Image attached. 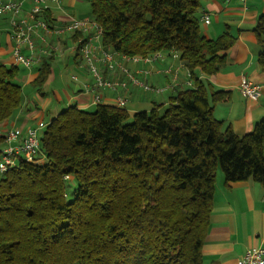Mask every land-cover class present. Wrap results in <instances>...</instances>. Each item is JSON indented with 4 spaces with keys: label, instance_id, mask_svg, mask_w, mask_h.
I'll list each match as a JSON object with an SVG mask.
<instances>
[{
    "label": "trees",
    "instance_id": "1",
    "mask_svg": "<svg viewBox=\"0 0 264 264\" xmlns=\"http://www.w3.org/2000/svg\"><path fill=\"white\" fill-rule=\"evenodd\" d=\"M88 1L105 50L177 51L192 74L218 72L236 40L202 33L205 0ZM254 32L262 43L264 14ZM257 60L264 71V47ZM36 69L31 84L44 96L52 56ZM20 73L0 62V124L23 102ZM227 99L194 79L132 120L107 103L59 111L41 131L44 161L20 159L0 174V264H204L218 169L227 185L252 179L264 189V120L236 134L213 113Z\"/></svg>",
    "mask_w": 264,
    "mask_h": 264
},
{
    "label": "crops",
    "instance_id": "2",
    "mask_svg": "<svg viewBox=\"0 0 264 264\" xmlns=\"http://www.w3.org/2000/svg\"><path fill=\"white\" fill-rule=\"evenodd\" d=\"M21 1L23 13L32 8L33 0ZM59 4L61 8L57 4H50L49 8L52 21L56 26L63 25L72 17H92L88 0H60ZM199 14L201 31L208 38H217L225 31H229L236 37L235 43L226 51V60L220 65L219 71L212 75H206L200 68H196L194 77L191 71L189 76V69L182 64L178 80L173 88L163 92H153L145 91L142 87L128 82L120 69L115 71L101 69L104 77L127 81V90L98 89L88 92L85 85L93 83V79L70 50L76 36L51 35L48 38L49 41L58 43L60 52L51 55L52 74L48 81H53L57 75L60 78L67 76L69 86L62 89L66 107L76 104L80 108L90 109L96 106L92 104V99L99 93L101 103L117 105V98L122 95L127 99L125 107L137 111L150 110L156 104H167L169 97L177 88L183 89L189 86L187 85L189 80L193 85L194 79L208 80L215 89L228 92V99L215 105L214 116L230 124L236 134H247L258 122L264 120V71L257 60V55L264 47V38L260 43L254 32L259 17L264 14V0H248L246 3L240 0H205ZM205 15L209 16L208 24L202 20ZM38 32L43 33L41 30ZM36 44L43 45L39 39H36ZM14 45L9 15H0L1 63L14 65L12 57ZM23 53L29 54V51L23 47ZM46 57L48 56L42 55V60L30 69L19 67L22 69L17 79L23 87L25 85L32 87L31 81L37 74L36 68ZM119 61L136 78L154 87H162L172 82V76L164 70L169 65L179 64V60L167 51H163V56L150 64L133 63L121 59ZM143 70L150 73L145 77ZM72 74L77 75V81L71 78ZM243 76L262 86L258 99L245 97L240 92L239 85ZM50 93H54L61 101L59 91L53 89ZM51 101L52 96H49V92L41 96V105L35 102L34 98L24 96L20 108L9 119L1 122V133L14 127L26 130L40 121L48 122L58 113L55 110L48 120L45 119V107ZM253 245L264 247V189L259 182L252 179L227 185L224 182V176L219 173L216 179L210 226L203 245V262L204 264H238L246 250Z\"/></svg>",
    "mask_w": 264,
    "mask_h": 264
},
{
    "label": "built area",
    "instance_id": "3",
    "mask_svg": "<svg viewBox=\"0 0 264 264\" xmlns=\"http://www.w3.org/2000/svg\"><path fill=\"white\" fill-rule=\"evenodd\" d=\"M240 1L246 3L248 0ZM59 2L60 0H33L32 8L23 13L21 0H0V15H9L12 37L15 40L12 49L14 65L32 68L35 63L42 60V55L51 56L60 52L58 43L49 41L48 38L51 35L56 37L70 35L76 36L70 46L71 52L80 60L82 67L87 69L93 79V83L85 85L88 92L98 89L117 91L123 88L127 90V81L142 87L145 91L153 92H163L176 85L179 71L184 65L177 51H170V53L172 57L179 60V64L169 65L164 70L172 76V82L162 87H154L146 81L136 78L128 68L120 63L119 59L133 63L150 64L161 58L163 51L142 57L138 55L128 56L105 50L101 40L102 28L93 17H72L60 26H56L53 21L47 20L46 13L49 12L50 4H57L61 8ZM202 20L206 24L210 22L208 15H205ZM38 30L43 31V33H39ZM36 39H39L43 45H37ZM23 47L29 51V54L23 53ZM101 69L109 71L120 69L127 81L104 77ZM142 72L145 77L150 73L147 70ZM188 75L191 76L190 70ZM71 78L74 81L78 80L76 74H72ZM187 85L193 86L192 81L189 80ZM239 89L243 96L256 100L261 95L262 86L243 76ZM126 102L127 99L122 95L117 98V105L120 107H125ZM99 103H101V96L97 93L93 96L92 104L97 105ZM45 126L46 123L40 121L26 130L14 127L2 133L4 146L0 150V174L17 166L20 159L33 163L44 161L40 149V135ZM65 177L68 178L67 175ZM238 264H264V247L261 245L249 247L239 259Z\"/></svg>",
    "mask_w": 264,
    "mask_h": 264
},
{
    "label": "rangeland",
    "instance_id": "4",
    "mask_svg": "<svg viewBox=\"0 0 264 264\" xmlns=\"http://www.w3.org/2000/svg\"><path fill=\"white\" fill-rule=\"evenodd\" d=\"M56 68L58 69V64L56 63ZM22 69V68H21ZM68 78L66 75H64L63 77H59L58 75L56 76V78L53 80V81H48L46 83V85L43 87V92L44 93H48L49 92V96H52V101L51 103L47 104L45 109H46V112H45V119L48 120L51 115L54 114V111L57 110L58 112L63 110L64 108H66V102H65V97H64V94L62 92V89L65 88V87H68ZM53 89H56L57 91H59L61 93V101H59L54 95V93H50L51 91H53ZM30 91V92H28ZM23 94L24 96H29L31 99L34 98L35 99V102L39 103V105H41V94L38 92L37 89H35L33 86H29V85H25L23 87ZM128 109L130 107H127ZM95 109V106H92L90 107V110H94ZM129 113H130V118L129 120H132V115L133 113L136 111V110H130L129 109ZM138 111V110H137ZM221 174L224 176L223 174V171L221 168L218 169V174Z\"/></svg>",
    "mask_w": 264,
    "mask_h": 264
}]
</instances>
